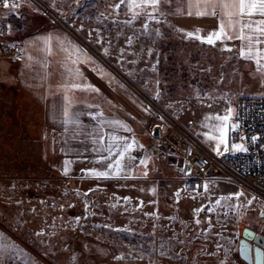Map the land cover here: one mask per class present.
<instances>
[{
	"label": "rangeland",
	"instance_id": "1",
	"mask_svg": "<svg viewBox=\"0 0 264 264\" xmlns=\"http://www.w3.org/2000/svg\"><path fill=\"white\" fill-rule=\"evenodd\" d=\"M110 2L115 0H29L31 6L22 3L15 10L0 5V240L19 250L0 254V264H26L25 254L34 264H73V255L75 264H194V257L196 264H221V261L246 264L239 256L242 230L250 228L264 233L259 215L264 210L262 206L254 201L243 211L242 218L236 215V209L227 206L215 207L211 213L206 208L200 213L205 223L197 226L192 213L195 207H214L220 196L241 190L249 198L252 195L232 182L209 178L181 191L185 197L180 196L177 203L174 194L184 189L181 157L172 153L156 155L149 149L161 141L153 136L155 127L160 128V133L161 129L171 135L179 132L201 149L203 143L210 141L205 139V133L218 135L211 130L218 121H205V117L222 116L229 107L236 110L238 94L243 92L232 79L237 59H228L233 53H222L218 48L182 39L170 25L179 27L161 17L164 23L150 22V26L159 27L162 35L155 37L153 33L151 37H141L140 45L145 51L138 59L127 57L137 59L136 64L122 66L116 59V49L127 47L125 35L133 32L124 28V35L115 38L117 26L112 18H105ZM126 18L123 14L118 17ZM5 25L7 30L1 32ZM134 27L139 29L140 21ZM51 29L66 35L106 66L133 97L131 107L145 116L141 119L147 126L146 136L129 134L143 148L134 146L130 153L136 160L127 171L128 179H96L86 175L93 168L105 170L103 164L96 162L100 158L92 161L85 156L59 157V151L54 158L53 153L43 150L40 109L34 105L28 110L32 106L19 90L16 81L19 64L12 50L13 47L21 49L22 38L27 34ZM96 31L106 37L111 33L113 55L105 56L101 45L95 43ZM90 32L93 34L89 35ZM140 45L133 47L139 49ZM148 48L152 49L151 56L147 54ZM154 64L155 72L151 71ZM209 67L212 72H205ZM132 70L135 75H127ZM156 90L160 92L158 99ZM232 122L229 121L230 126ZM203 124L208 127H202ZM145 155L152 158L147 177L142 175L144 166L139 165V159ZM66 160L72 161L67 176L63 174ZM212 181L215 183L211 184ZM206 182L210 183L208 193L203 190ZM196 185L201 187L194 188ZM90 188L94 191L89 192ZM153 188L155 194L151 191ZM77 190L81 195L76 194ZM85 192L87 196L83 195ZM189 195L196 198L191 199ZM125 197L129 200L125 201ZM153 212L160 219L146 215ZM76 217H80L79 223ZM208 217L211 225L207 223ZM41 231L44 234L37 236ZM174 236L190 243L175 244L169 256L174 257L183 248L185 259L160 255L161 245ZM217 244L223 248L218 250ZM202 248L216 255H197ZM117 256L124 259L117 260Z\"/></svg>",
	"mask_w": 264,
	"mask_h": 264
},
{
	"label": "snow or ice",
	"instance_id": "2",
	"mask_svg": "<svg viewBox=\"0 0 264 264\" xmlns=\"http://www.w3.org/2000/svg\"><path fill=\"white\" fill-rule=\"evenodd\" d=\"M22 3H28L29 0H0V5L4 9L15 10L22 6ZM176 4L175 10L172 11L171 8L165 6ZM109 9L107 18H112V23L117 26L116 37L119 38L121 35H124V28L131 29L133 34L128 36L125 35V42L127 47H119L116 49L118 55L116 56L117 61L123 66L124 64H136L137 59L140 58L141 52H144L145 49L143 45H140L141 37L149 36L151 37L154 33L155 37H160L162 35L160 28H152L150 22H155L157 25L162 24L165 20H162L161 17L166 18L169 14L174 15H187L189 17L195 16L196 18L209 17L217 21V26L214 29L209 31H204L199 27H195L193 30H186L182 28L173 27L174 30L181 34L182 39L198 41L202 45H208L212 48H218L220 52H229L233 53V56L228 57L232 59H243L246 62H254L255 72L253 76L260 81H264V0H186V11L185 8L179 4V0H115V2H110L107 5ZM123 14L127 17L124 20L118 19V17ZM104 13H101V17H104ZM140 21V28L136 29L134 27L135 23ZM123 25V28L120 27ZM203 33V34H202ZM93 33H89L92 35ZM239 40L240 44L234 47L229 46L228 42H235ZM219 42V43H218ZM44 49L43 52L45 56L41 60L34 59L32 56L28 57V67H34L39 65L37 69V75L40 76L41 81L44 82L50 77L58 75L59 80L55 86V89L50 88V94L53 96L60 95L62 103L60 105L62 123L64 125L75 124L77 127L83 128L80 124V117L87 115L92 120L97 121L99 127L95 130L96 138L93 140L94 144L101 145L94 149L98 154L107 153V155H100V159L96 161L104 165L103 171L96 170L95 168L90 169L86 172V175L94 177L96 179H128V172L133 167V161L136 160V157L130 155L134 146L143 148V145L138 144L135 136L129 138L128 136L117 135L121 130L127 133H131L132 129L123 121L119 119H107L105 113L102 109L101 103H89L86 107L91 109H96V111H87L83 112L79 109H74V104H76L79 98L76 96V93L79 92H91L100 96V90L94 85L89 84L85 81L83 71L80 68V65H92V71L96 72L101 79H107L109 86L115 82L119 84L121 89H124V85L115 80V77L111 75L100 63H98L91 55H89L84 49L80 46L74 44L71 41L65 43V41H60V51L63 53V58L59 61L57 68H54L52 71H49V61L48 57L53 54L52 50V38L45 37L43 38ZM95 43L101 45L103 54L105 56L113 55V52L110 51L113 47V38L111 33L106 37L101 32L96 31L95 33ZM107 44L105 47L104 45ZM134 44L140 45L139 49L134 48ZM129 49H132L129 51ZM147 54L152 55V49H147ZM131 55L137 59L128 60L127 57ZM157 63L159 61L157 60ZM223 67V65H221ZM63 69L60 71L59 69ZM151 71H156L155 64L152 65ZM205 72L211 73L212 68L204 69ZM127 75L134 76L135 70L127 71ZM223 81V74H221L220 82ZM156 84H159V81H156ZM147 87V85H145ZM152 90V89H150ZM155 96L158 99L160 92L155 91ZM197 98H200L199 91H197ZM111 105V101H107ZM171 107V105H169ZM211 107V105H209ZM56 105L53 104V112L55 113ZM147 110V109H145ZM238 115L236 110L229 107L225 110L224 115H216L214 117H205V121L209 119H214L218 121L217 124L211 126L213 132L218 133V135H210L205 133V139L210 141H215L214 151L217 155H223L224 153L236 152H247V147L244 146L243 141L245 137L243 135L239 136V141L231 144L229 147L228 133H229V121L233 119L234 116ZM105 127L111 131H105ZM202 127H208L207 124H203ZM240 128V123H232L231 130L237 131ZM67 131V128L65 129ZM252 142L255 143L258 137L253 136ZM107 140V143L105 141ZM221 146H223L221 150ZM127 154V158H126ZM190 154V153H189ZM115 157V159H113ZM151 156L145 155L144 158L139 159V165L144 166L142 170V175L144 177L148 176V165L151 160ZM72 161H64L63 174L65 176L69 173V165ZM190 161H185V168L181 169L185 171L186 174H191L190 170ZM206 163V162H205ZM215 181H212L211 184H214ZM200 185L194 186V188H199ZM143 191V189H141ZM203 190L205 193L210 191V183L206 182L203 184ZM94 191L89 189V192ZM155 194L156 189L151 190ZM181 191H186L185 189L178 190L174 195L179 203V198L181 196ZM76 194L79 196L81 193L77 190ZM84 196L88 195V192L83 193ZM244 197L241 201L240 198ZM189 198L195 199V196L189 195ZM256 196H251L250 198L244 193L243 190L230 193L227 195H222L215 201L214 207H195L192 210L194 223L199 226L202 223H205L204 220L200 218V213L207 212L211 213L215 210V207H230L236 209V215L240 218L243 216V211L247 210L250 206L253 205L254 201H257ZM125 201H128L129 198L125 197ZM228 201H240L237 203L227 204L222 202ZM42 203H44L42 201ZM143 202H141L142 204ZM155 203V201H153ZM115 207V205H113ZM35 211V210H33ZM94 214V213H93ZM146 215H151L156 219H160L157 213H146ZM227 215V213H225ZM260 217H264V210L259 212ZM175 219V217H172ZM80 217H76V222L79 223ZM207 223L211 225V218H207ZM181 224L187 226L184 221H181ZM154 228L156 225L153 226ZM43 231L37 232V236H42ZM219 234V233H217ZM186 242L185 239H180L178 236L170 237L169 241L161 245L160 255L162 257L168 256L169 259L179 258L185 259L183 253L184 249L181 248L179 251L174 253L173 256H169V253L172 251L175 244L184 245ZM223 248V245L217 244V249ZM10 249L19 251L15 245L7 244L0 240V254L8 252ZM240 251L242 254L247 256L248 247L247 245H241ZM205 254L208 256H214V252H206L205 249H200L199 254ZM260 252L257 251V258L260 257ZM141 259L143 256L140 257ZM117 260L124 259L123 256H117ZM26 264H34L30 256L25 254ZM73 264H75L76 256L72 257ZM194 264H196L195 257L193 258ZM221 264H225L224 261H221Z\"/></svg>",
	"mask_w": 264,
	"mask_h": 264
},
{
	"label": "crops",
	"instance_id": "3",
	"mask_svg": "<svg viewBox=\"0 0 264 264\" xmlns=\"http://www.w3.org/2000/svg\"><path fill=\"white\" fill-rule=\"evenodd\" d=\"M179 4L184 7L186 11V0H179ZM165 7L166 9L171 8L172 11H174L176 4L174 3ZM166 19L179 28L186 30H193L195 27H199L204 31H209L217 26V21L209 17L196 18L195 16L189 17L186 14L183 16L169 14ZM49 36L52 38L51 46L53 50V54L48 57L49 71L57 68L59 61L63 58L59 42H73L63 33L58 32L57 34L56 30L53 29L37 31L24 36L22 38L21 46L22 57L20 59H15V61H17L16 64H19L16 68V81L19 84V90L22 95L26 97L27 102L32 106L28 108L29 111L34 108V105L40 109L39 119L42 120V130H44V134H41V142L44 151L53 153L52 156L54 158H56V151H59V157L64 155H70L74 158L85 156L87 159L90 158L93 161L95 158H100V155H107V153L98 154L97 151L94 150L98 147H102L101 145L93 143V140L96 138L95 130L99 127L97 121H94L89 116L84 115L80 117V124L83 128L77 127L75 124L64 125L62 123L60 110V105L62 103L61 96H53L50 94V88L52 90L55 89L59 76H52L48 80L42 82L40 76L37 75L39 65L37 64L31 68L27 66L29 63V56H32L37 60L44 58L45 53L43 52V38ZM228 44L234 47L235 50V46H238L240 41H230ZM237 61L238 64H236L234 69L235 75L232 79L235 84L242 87L243 92L238 94L239 98L242 96L264 97V81H260L253 76L256 67L254 62H246L243 59H237ZM92 67V65H80L85 81L98 88L101 95L96 96V94L91 92L78 91L76 96L79 100L76 104H74V109H79L83 112L96 111V109L89 110L86 105L89 103H101V110L104 111L107 119H119L132 129L131 133L121 130L117 133V135L128 136L129 138H131L129 134L145 137V130L147 126L145 127L146 123L141 119L145 116H142L141 111H137L131 107V103L134 100L133 97H131L129 93L125 92L124 89H121L119 84L115 82L112 86H109L108 80L106 78L101 79L96 72L92 71ZM103 67L110 73L106 66ZM59 70L63 71L62 68ZM107 101H111V105H109ZM54 103L56 105L55 113L53 112ZM66 128L67 131L65 130ZM105 131L107 132L111 130L105 127ZM105 143H107V140ZM214 146L215 141H208L206 144H202V149L210 155L219 156L213 150ZM222 148L223 146H221V150ZM261 227L264 231V217H262L261 220Z\"/></svg>",
	"mask_w": 264,
	"mask_h": 264
},
{
	"label": "built area",
	"instance_id": "4",
	"mask_svg": "<svg viewBox=\"0 0 264 264\" xmlns=\"http://www.w3.org/2000/svg\"><path fill=\"white\" fill-rule=\"evenodd\" d=\"M7 26L1 28L5 32ZM13 57L20 59L22 51L19 47H13ZM236 113L232 123L239 122L240 128L228 133L229 147L232 143L241 142L239 136L243 135L244 146L247 152L224 153L214 156L194 145L187 136L180 134L171 135L165 129H161L158 139L160 144H155L152 151L157 155L173 154L182 159L181 169L185 168V161H190L191 174L181 170L184 189H189L197 182L209 178H219L229 181L256 196L264 209V97L242 96L237 101ZM258 139L252 142V137ZM190 153V154H189ZM206 162V163H205ZM217 174H219L217 176ZM217 176V177H215ZM183 198L185 194L181 195Z\"/></svg>",
	"mask_w": 264,
	"mask_h": 264
},
{
	"label": "water",
	"instance_id": "5",
	"mask_svg": "<svg viewBox=\"0 0 264 264\" xmlns=\"http://www.w3.org/2000/svg\"><path fill=\"white\" fill-rule=\"evenodd\" d=\"M159 134L160 128L155 127L153 136L158 137ZM241 245H247L249 250L247 256L240 251ZM257 251L261 254L259 259L257 258ZM239 256L246 264H264V235L250 228H243L242 237L239 241Z\"/></svg>",
	"mask_w": 264,
	"mask_h": 264
},
{
	"label": "bare ground",
	"instance_id": "6",
	"mask_svg": "<svg viewBox=\"0 0 264 264\" xmlns=\"http://www.w3.org/2000/svg\"><path fill=\"white\" fill-rule=\"evenodd\" d=\"M259 233V232H258ZM262 234V233H261ZM263 235V234H262Z\"/></svg>",
	"mask_w": 264,
	"mask_h": 264
}]
</instances>
